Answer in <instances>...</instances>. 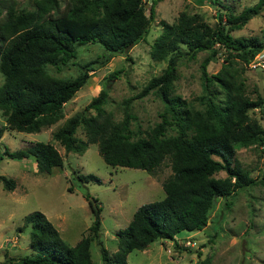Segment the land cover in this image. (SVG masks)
I'll return each instance as SVG.
<instances>
[{
	"label": "trees",
	"instance_id": "16d2710c",
	"mask_svg": "<svg viewBox=\"0 0 264 264\" xmlns=\"http://www.w3.org/2000/svg\"><path fill=\"white\" fill-rule=\"evenodd\" d=\"M159 1L152 0L150 15L144 0H69L65 9L59 0H37L33 10L8 5L0 19V72L4 77L0 110L6 121L0 127V138L6 128L34 133L63 119L65 104L88 82L92 72L114 55L128 53L149 33ZM213 2L224 8L213 25L203 14L187 11L173 23L161 21L163 30L151 56L167 65L138 93L124 99L121 119L106 108L109 89L105 87L53 132V138L67 152L83 154L90 144H97L111 166L153 174L168 160L172 174L163 182L165 196L141 205L129 225L117 231L118 250L113 254L101 239L102 207L97 200L90 199L95 217L89 234L74 246L63 239L43 212L28 214L21 229L31 225L32 252L18 258L16 264H95L93 240L98 241L105 264H128L130 252L145 250L157 240L171 239L182 247L177 234L207 226L220 198L251 185H264V175L253 177L236 157L240 148L264 145V125L254 116L256 108L264 115V94L256 89L254 97L245 77V67L264 51V41L257 36L233 35L264 10V0L239 13L222 0ZM94 43L105 49L104 54L78 61L79 47ZM221 48L227 56L221 69L211 73L209 64ZM201 52H207L201 64L203 93L187 100L176 89L179 69ZM71 66L78 67L77 76L52 72ZM116 76L114 72L108 79ZM150 94L158 96L164 107L160 121L144 128L136 123L132 104ZM3 154L11 159L34 158L41 173L51 174L55 167L64 165L63 155L50 142H36L16 151L6 146ZM221 171L226 172L225 177H217ZM78 177L83 182H101L94 174ZM0 181L7 190L15 188L13 178L2 175Z\"/></svg>",
	"mask_w": 264,
	"mask_h": 264
},
{
	"label": "rangeland",
	"instance_id": "374dc122",
	"mask_svg": "<svg viewBox=\"0 0 264 264\" xmlns=\"http://www.w3.org/2000/svg\"><path fill=\"white\" fill-rule=\"evenodd\" d=\"M37 0H0V19L5 17L6 8L13 4L17 9L33 10ZM69 0H59L65 9ZM258 0H222L237 13ZM147 14L150 15L152 0H147ZM155 19L149 33L128 53L116 54L103 67L92 72L88 82L65 104L64 118L44 127L39 132L27 133L6 128L0 138V176L16 181L13 190H7L0 181V264H16L23 255L32 252L31 225L21 229L25 217L35 211L43 212L60 231L63 239L71 246L76 245L89 234L94 221L92 200L102 207L101 239L111 254L118 250L117 231L126 228L135 211L143 204L162 199L165 196L163 182L172 174L170 162L166 160L153 174L139 168L111 166L99 152L97 144H90L83 154L67 152L63 145L53 138L57 130L71 116L82 111L103 88L109 89L106 108L116 119L123 115L124 99L138 93L144 85L163 72L166 61H156L151 56L155 40L162 33L161 21L173 23L182 11L199 12L206 21L215 24L224 8L213 0H161L155 6ZM236 37L257 36L264 41V10L255 15L240 30ZM78 61L85 62L103 55L105 49L98 43L79 47ZM264 55V51L260 53ZM207 52H201L196 59L185 61L179 69L180 77L176 89L183 98L194 100L203 93L201 64ZM227 52L220 49L218 57L209 64L211 73L218 72ZM248 91L256 97V89L264 94V70L245 67ZM53 73L63 77L78 75V67L63 68ZM116 72V78L108 77ZM4 77L0 72V86ZM164 104L155 94L135 100L132 110L136 123L144 128L160 121L159 114ZM264 125V115L254 110ZM6 125L0 110V127ZM80 136L83 134L80 132ZM50 142L63 155V167H55L51 174L41 173L34 158L11 159L5 156V147L16 151L26 149L36 142ZM236 157L241 166L260 179L264 175V145H253L237 150ZM81 174H94L101 182H83ZM221 171L217 177H225ZM72 187V190H70ZM96 201V202H97ZM176 238L182 247L171 239L157 240L145 250H133L128 255V264H196L210 260L211 264H264V185L255 184L238 190L235 194L220 198L202 230L182 231ZM191 244H186L187 241ZM95 264H105L97 240L91 244Z\"/></svg>",
	"mask_w": 264,
	"mask_h": 264
},
{
	"label": "built area",
	"instance_id": "2783aa9c",
	"mask_svg": "<svg viewBox=\"0 0 264 264\" xmlns=\"http://www.w3.org/2000/svg\"><path fill=\"white\" fill-rule=\"evenodd\" d=\"M147 1V0H144ZM249 67L252 69H261L264 70V55L258 54L250 63ZM186 244H191V242L188 240Z\"/></svg>",
	"mask_w": 264,
	"mask_h": 264
},
{
	"label": "water",
	"instance_id": "95a60500",
	"mask_svg": "<svg viewBox=\"0 0 264 264\" xmlns=\"http://www.w3.org/2000/svg\"><path fill=\"white\" fill-rule=\"evenodd\" d=\"M149 4H150V3H149V2H147V3L145 4V7H148V6H149Z\"/></svg>",
	"mask_w": 264,
	"mask_h": 264
}]
</instances>
